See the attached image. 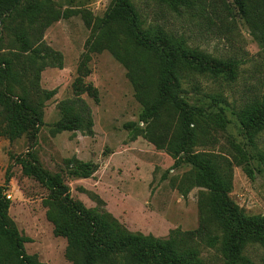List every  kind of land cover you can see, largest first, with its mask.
Listing matches in <instances>:
<instances>
[{
	"label": "rangeland",
	"instance_id": "1",
	"mask_svg": "<svg viewBox=\"0 0 264 264\" xmlns=\"http://www.w3.org/2000/svg\"><path fill=\"white\" fill-rule=\"evenodd\" d=\"M36 0H24L18 11L0 21V56L16 51L18 68L28 64L23 51L22 28L29 25L27 11ZM113 0H53V7L62 16L41 29V41L63 56L64 67L47 66L41 72L40 87L56 90L43 104V125L36 142L27 135L11 140L0 136V186L11 195L9 214L19 230L32 238L27 252L36 254L47 264H73L65 256L67 240L54 233L47 217L49 189L23 172L17 157L31 151L40 165L51 174L61 173L71 195L86 208L101 207L108 211L127 231L168 239L175 231L195 230L200 224V203L207 189L191 184L193 166L167 148L150 142L143 132L148 123L142 120L144 105L136 97L130 70L110 50L89 52L90 75L86 81L100 92V101L84 94L94 116V134L64 131L53 135L51 128L61 118L59 102L74 96L73 83L79 66L88 52L86 43L91 28L86 18L95 21L107 12ZM147 24H159L167 31L186 39L188 45L237 63V77L184 72L186 99L202 106L205 114L198 121L199 140L195 150L224 151L235 157L232 199L248 214L264 215V131L255 135L251 144L238 125L235 110L254 99H264V40L253 34L235 0H190L187 5L172 9L156 0H133ZM37 100L36 94L32 95ZM232 122L224 129L211 119L221 113ZM163 123H170L169 134L177 126V117L164 114L153 125L159 135ZM240 145L245 154L236 149ZM78 158L98 165L88 178L71 174L67 160ZM11 180L6 184L7 175ZM187 190V191H186ZM196 247L206 264H227L218 247L196 240ZM246 254L257 264H264V249L249 246Z\"/></svg>",
	"mask_w": 264,
	"mask_h": 264
},
{
	"label": "trees",
	"instance_id": "2",
	"mask_svg": "<svg viewBox=\"0 0 264 264\" xmlns=\"http://www.w3.org/2000/svg\"><path fill=\"white\" fill-rule=\"evenodd\" d=\"M24 0H0V21L18 11ZM172 9L187 5L190 0H156ZM245 22L256 37L264 40V0H235ZM53 0H36L27 11L29 25L19 33L28 64L19 68L14 58L16 51L0 56V136L11 140L27 135L36 142L43 125V104L56 90L40 87L42 70L47 66L63 68L60 52L46 47L41 41L42 31L58 20L62 13L53 7ZM85 53L79 66V75L73 83L74 96L59 102L62 118L51 128L53 135L64 131L94 134V116L91 106L83 97L87 94L96 102L100 92L85 79L89 52L110 50L130 70L136 87V97L144 105L142 120L148 123L145 137L159 148H167L173 155L193 166L187 175L191 184L207 189L200 203V224L195 230L175 231L168 239L127 231L112 215L101 207L86 208L74 200L70 187L61 173L51 174L39 163L33 152L20 154L16 161L23 172L38 180L50 191L45 200L47 217L54 225V233L67 240L66 258L73 264H206L196 247V240L216 246L227 264H257L246 254L249 246L264 249V215L248 214L230 192L233 187L235 157L224 151H198V121L205 114L202 106L192 105L184 95V72L237 77V63L214 57L186 39L167 31L159 24H147L133 0H113L105 15L92 21ZM1 42V37H0ZM36 94L37 100L32 95ZM221 113L211 119L224 129L232 122ZM177 117V126L169 134L170 123H163L159 135L151 128L163 115ZM240 131L255 143V135L264 131V99H254L235 110ZM242 155L245 150L238 145ZM254 155L264 160V154ZM71 174L83 178L94 175L98 165L78 158L67 160ZM11 180L7 175L6 184ZM7 185L0 186V264H47L36 254L27 252L26 243L32 238L23 234L9 210L11 201L6 197ZM186 190V191H187Z\"/></svg>",
	"mask_w": 264,
	"mask_h": 264
},
{
	"label": "built area",
	"instance_id": "3",
	"mask_svg": "<svg viewBox=\"0 0 264 264\" xmlns=\"http://www.w3.org/2000/svg\"><path fill=\"white\" fill-rule=\"evenodd\" d=\"M11 197H12L11 195H9V194L7 195V198H8V199H11Z\"/></svg>",
	"mask_w": 264,
	"mask_h": 264
}]
</instances>
